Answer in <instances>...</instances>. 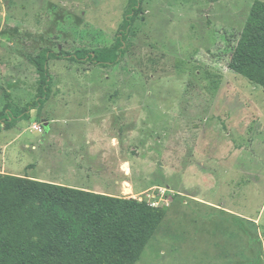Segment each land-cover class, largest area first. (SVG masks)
I'll return each instance as SVG.
<instances>
[{"label":"rangeland","instance_id":"rangeland-1","mask_svg":"<svg viewBox=\"0 0 264 264\" xmlns=\"http://www.w3.org/2000/svg\"><path fill=\"white\" fill-rule=\"evenodd\" d=\"M254 1L145 0L117 65L50 60L0 172L165 208L136 264H264V87L229 68ZM128 3L0 0V113L37 101L42 49L113 48Z\"/></svg>","mask_w":264,"mask_h":264},{"label":"trees","instance_id":"trees-1","mask_svg":"<svg viewBox=\"0 0 264 264\" xmlns=\"http://www.w3.org/2000/svg\"><path fill=\"white\" fill-rule=\"evenodd\" d=\"M144 1L129 0L111 49H42L34 57L40 75L37 101L20 109L6 92L0 131L29 119L32 110L42 113L52 94L50 60L117 65ZM229 68L264 87L263 0L254 1ZM166 214L145 199L0 172V264H136Z\"/></svg>","mask_w":264,"mask_h":264},{"label":"crops","instance_id":"crops-1","mask_svg":"<svg viewBox=\"0 0 264 264\" xmlns=\"http://www.w3.org/2000/svg\"><path fill=\"white\" fill-rule=\"evenodd\" d=\"M78 158V157H77ZM81 160H84L85 159V157H79ZM81 171H83L84 173V175H86V176H88L90 173H91V171L93 170H95V168H79ZM71 170H75L73 167H71ZM81 174V173H80ZM40 180H43V181H48V180H44V179H40ZM50 182H53V181H50ZM56 183V182H55ZM60 184V183H59ZM82 189H87V190H90V191H94V192H99V193H105V192H100V191H95V190H93V189H90V188H87V187H82Z\"/></svg>","mask_w":264,"mask_h":264},{"label":"built area","instance_id":"built-area-1","mask_svg":"<svg viewBox=\"0 0 264 264\" xmlns=\"http://www.w3.org/2000/svg\"><path fill=\"white\" fill-rule=\"evenodd\" d=\"M36 129H38V130H42V128L43 127H41V126H39L38 124H36L35 126H34ZM152 204V203H151ZM152 205H155V204H152ZM156 206V205H155Z\"/></svg>","mask_w":264,"mask_h":264}]
</instances>
